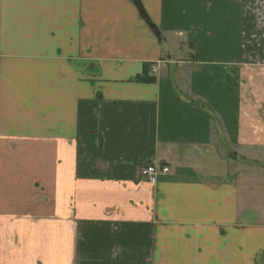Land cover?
I'll list each match as a JSON object with an SVG mask.
<instances>
[{
  "label": "crops",
  "instance_id": "1",
  "mask_svg": "<svg viewBox=\"0 0 264 264\" xmlns=\"http://www.w3.org/2000/svg\"><path fill=\"white\" fill-rule=\"evenodd\" d=\"M205 6L0 0V215L59 216L58 262L264 264V127L242 110L264 49L198 36Z\"/></svg>",
  "mask_w": 264,
  "mask_h": 264
},
{
  "label": "rangeland",
  "instance_id": "2",
  "mask_svg": "<svg viewBox=\"0 0 264 264\" xmlns=\"http://www.w3.org/2000/svg\"><path fill=\"white\" fill-rule=\"evenodd\" d=\"M198 3L208 4V7L205 6L198 12L194 9V28H200H195L198 36L211 32L222 51H248V45L242 43L247 41L244 39H249L257 48L264 49V0H198ZM188 17L190 18L189 14ZM201 24H205V27L202 28ZM177 45L179 47L183 44ZM185 46L177 53V58H188L191 55L190 49ZM197 49L196 46L194 50ZM220 54L219 57L224 56ZM252 63H244L242 68V110L247 112L245 116L248 117L244 122L249 126L257 124V127H264V120L251 121V116L247 115L257 105L258 114L264 109V53H260ZM256 99L259 103H256ZM38 206L40 205H35L36 208ZM58 218L59 216H44L40 213L31 217L0 215V264H65L58 262L60 249L56 247L57 240H54L58 233L50 229L58 222Z\"/></svg>",
  "mask_w": 264,
  "mask_h": 264
},
{
  "label": "trees",
  "instance_id": "3",
  "mask_svg": "<svg viewBox=\"0 0 264 264\" xmlns=\"http://www.w3.org/2000/svg\"><path fill=\"white\" fill-rule=\"evenodd\" d=\"M159 41H161V37H159ZM135 80L142 82H152L155 81V76L151 73L150 67L148 64H145L142 72L135 77Z\"/></svg>",
  "mask_w": 264,
  "mask_h": 264
},
{
  "label": "built area",
  "instance_id": "4",
  "mask_svg": "<svg viewBox=\"0 0 264 264\" xmlns=\"http://www.w3.org/2000/svg\"><path fill=\"white\" fill-rule=\"evenodd\" d=\"M141 172L146 175L149 182H155L157 169L153 164H147L144 168L141 169Z\"/></svg>",
  "mask_w": 264,
  "mask_h": 264
}]
</instances>
